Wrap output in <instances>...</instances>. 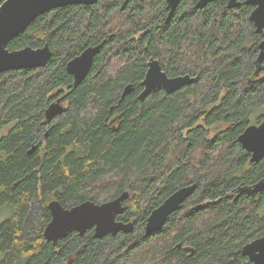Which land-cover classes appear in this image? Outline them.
Listing matches in <instances>:
<instances>
[{"label":"trees","instance_id":"16d2710c","mask_svg":"<svg viewBox=\"0 0 264 264\" xmlns=\"http://www.w3.org/2000/svg\"><path fill=\"white\" fill-rule=\"evenodd\" d=\"M239 1L181 0L168 21L166 0L68 4L10 40V50L48 44L52 56L43 67L0 72V210L9 212L0 264H255L241 248L264 235V186L251 192L264 181V158L250 162L237 137L264 117V61L252 6ZM100 43L73 86L66 62ZM150 57L168 76L198 80L140 101ZM56 98L67 108L46 123ZM191 183L180 209L146 235L150 211ZM124 191L116 218L133 222L132 232L44 238L52 199L71 207Z\"/></svg>","mask_w":264,"mask_h":264},{"label":"water","instance_id":"95a60500","mask_svg":"<svg viewBox=\"0 0 264 264\" xmlns=\"http://www.w3.org/2000/svg\"><path fill=\"white\" fill-rule=\"evenodd\" d=\"M97 0H0V72L24 68L43 67L52 56L48 44L38 48L25 46L20 49L10 50L7 46L11 39L22 33L27 26L39 15L51 9L68 4H93ZM129 0H124L125 5ZM181 0H166L168 21ZM214 0H197L195 6L203 8ZM242 2L228 0V7H235ZM244 4L252 6L249 19L254 25L256 33L262 35L258 43L257 63L264 61V0H244ZM102 43L88 46L79 54L66 62V71L73 77V86L80 84L90 71L94 57L100 52ZM259 70V68H258ZM197 76L181 74L168 76L162 69L157 58L150 57L147 69L141 81L142 89L138 99L143 101L150 93L157 90L174 92L186 84L196 82ZM133 90L131 83L125 85L121 98ZM61 98H56L48 104L44 111L46 123L66 110ZM241 147L250 154V162H259L264 158V117L259 124L248 125L237 137ZM37 148L33 145L28 153ZM264 181L254 185L251 192H256ZM195 183L178 187L160 204L154 207L147 216L144 224V233L149 235L162 228L167 218L179 210L182 203L189 198ZM128 191H124L113 199L96 203L85 200L71 207L63 206L57 199L48 203L51 218L43 230L46 240L54 244L59 239L65 238L70 232L76 231L83 235L87 230H93L94 238H102L108 234L117 235L119 232L129 233L134 229L133 222H123L116 217L122 214L126 206L123 202L128 198ZM241 253L255 264H264V235L252 239L241 248Z\"/></svg>","mask_w":264,"mask_h":264},{"label":"rangeland","instance_id":"374dc122","mask_svg":"<svg viewBox=\"0 0 264 264\" xmlns=\"http://www.w3.org/2000/svg\"><path fill=\"white\" fill-rule=\"evenodd\" d=\"M64 104H66V102H64ZM9 215V212L5 211V210H0V220L5 217H7Z\"/></svg>","mask_w":264,"mask_h":264},{"label":"flooded vegetation","instance_id":"af4514ba","mask_svg":"<svg viewBox=\"0 0 264 264\" xmlns=\"http://www.w3.org/2000/svg\"><path fill=\"white\" fill-rule=\"evenodd\" d=\"M253 8V7H252ZM63 102V101H62ZM63 104H64V102H63ZM65 105V104H64ZM262 121V120H261ZM257 124H259V123H257ZM247 152V151H246ZM248 153V152H247ZM249 154V153H248ZM249 160H250V154H249ZM257 238V237H256ZM255 239V238H254Z\"/></svg>","mask_w":264,"mask_h":264}]
</instances>
